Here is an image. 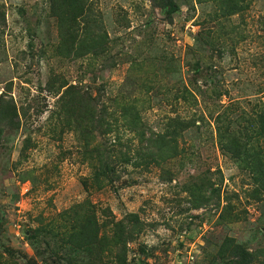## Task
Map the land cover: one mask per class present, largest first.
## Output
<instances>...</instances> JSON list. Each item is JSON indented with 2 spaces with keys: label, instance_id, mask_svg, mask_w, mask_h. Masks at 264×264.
Instances as JSON below:
<instances>
[{
  "label": "rangeland",
  "instance_id": "obj_1",
  "mask_svg": "<svg viewBox=\"0 0 264 264\" xmlns=\"http://www.w3.org/2000/svg\"><path fill=\"white\" fill-rule=\"evenodd\" d=\"M174 1L168 18L152 0H0V264H227L236 245L264 259L263 191L214 122L264 106V0ZM94 101L89 135L74 116ZM123 106L168 158L120 160L139 143ZM94 147L118 159L112 185L91 182ZM87 206L97 240L70 246Z\"/></svg>",
  "mask_w": 264,
  "mask_h": 264
},
{
  "label": "trees",
  "instance_id": "obj_2",
  "mask_svg": "<svg viewBox=\"0 0 264 264\" xmlns=\"http://www.w3.org/2000/svg\"><path fill=\"white\" fill-rule=\"evenodd\" d=\"M152 1L160 9V12L165 13L168 18L179 9L174 0ZM63 86L65 84L60 85V87ZM73 88V86H66L60 95V99H65L66 96L70 95ZM94 103L95 101L92 108L89 106L88 113L84 112L82 115L74 116L77 124L76 129L81 128L83 126L81 125L82 122L85 121L88 125L85 131L89 135L98 125V114ZM82 105L79 104L78 107L82 108ZM103 110L107 112L106 108H103ZM234 111L235 107L228 110V105H225L215 114L214 122L218 133L219 147L223 152L234 158L238 164H243L247 170H250L257 187L264 194V106H260L259 109L253 108L250 113L243 108L239 112L234 113ZM120 115L123 118V125L129 131H132L134 136L137 135L139 141L138 145L134 147L132 155L129 152L128 154L124 152L119 156L123 163H132L135 166L143 164L147 167L148 164L157 162L160 157L166 159L170 156L169 153L172 152V150L170 151L171 140L167 138L164 132L150 133L146 136L147 127L143 124L137 109L131 106H123ZM111 117H113L112 113ZM169 121L173 122V128L169 132H181L187 126L186 121L179 117L171 118ZM106 126V133L112 132L111 123L107 122ZM113 141L117 142L116 135ZM110 151L112 152V150ZM90 153L88 159L92 160L94 167L91 182L99 187L112 185L117 178V174H115L117 157L114 158L109 150L102 149L101 153L98 147L92 148ZM86 220L84 225L78 222L72 224L73 226L70 225V235L67 239L70 246L79 247L82 241L81 236H85L87 230H89L88 238L91 242L94 243L97 240V234H95L98 229L97 220L95 212L89 206L86 208ZM118 238V242H121L122 239ZM233 255L234 258L227 264H253L260 261L264 264V259L258 258L259 253L248 251L239 245L234 247ZM56 257L59 259L58 264L64 262L65 264H76L70 257H60L58 255Z\"/></svg>",
  "mask_w": 264,
  "mask_h": 264
}]
</instances>
